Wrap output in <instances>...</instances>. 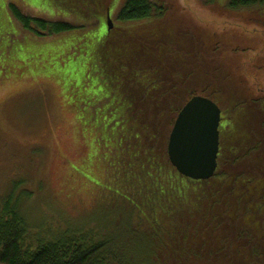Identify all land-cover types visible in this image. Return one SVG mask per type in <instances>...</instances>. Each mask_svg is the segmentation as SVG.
Listing matches in <instances>:
<instances>
[{"label": "trees", "instance_id": "obj_1", "mask_svg": "<svg viewBox=\"0 0 264 264\" xmlns=\"http://www.w3.org/2000/svg\"><path fill=\"white\" fill-rule=\"evenodd\" d=\"M57 1L92 18H107L117 2ZM172 1L124 0L114 13L121 24L113 22L93 51L99 103L108 102L119 124L101 140L106 161L115 157V192H131L121 216L126 236L81 228L42 234L10 194L0 202V264H264V24L242 18L256 10L264 23L256 7L263 0ZM212 5L224 12L213 20L234 29L221 23V33L213 31ZM8 9L7 31L13 23L37 34L74 27L26 15L13 2ZM194 95L215 102L221 120L217 168L209 179H190L191 187L175 179L182 175L166 145Z\"/></svg>", "mask_w": 264, "mask_h": 264}, {"label": "rangeland", "instance_id": "obj_2", "mask_svg": "<svg viewBox=\"0 0 264 264\" xmlns=\"http://www.w3.org/2000/svg\"><path fill=\"white\" fill-rule=\"evenodd\" d=\"M123 1L112 3V17ZM9 2L26 15L66 21L74 27L54 34L38 28L37 34L13 23L11 32L7 31ZM61 2L0 0V202L10 194L20 200L30 223L42 234L53 229H106L121 240L129 224L121 216L132 198L125 188L115 192L116 181L110 174L115 157L106 161L107 140L119 124L115 114L107 112L108 102L99 103L103 88L93 53L109 30L108 19L73 12ZM58 3L72 15L63 14ZM172 3L176 6L175 0ZM256 7L264 10V0ZM207 12L213 15L207 17L210 21L224 15L217 5ZM248 12L242 18L246 15L264 24L256 10ZM184 18L191 24V17ZM110 19L121 24L116 17ZM213 21L216 34L221 33L222 24L229 25ZM103 133L106 144L101 140ZM175 179L194 187L188 178Z\"/></svg>", "mask_w": 264, "mask_h": 264}, {"label": "water", "instance_id": "obj_3", "mask_svg": "<svg viewBox=\"0 0 264 264\" xmlns=\"http://www.w3.org/2000/svg\"><path fill=\"white\" fill-rule=\"evenodd\" d=\"M109 28L113 23L107 14ZM221 111L211 99L192 96L178 111L168 135L170 164L182 176L206 180L217 168Z\"/></svg>", "mask_w": 264, "mask_h": 264}]
</instances>
